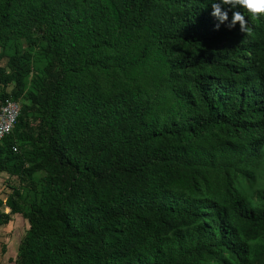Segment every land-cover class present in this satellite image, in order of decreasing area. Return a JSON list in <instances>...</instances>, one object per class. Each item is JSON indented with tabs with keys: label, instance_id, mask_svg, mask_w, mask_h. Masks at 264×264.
Wrapping results in <instances>:
<instances>
[{
	"label": "trees",
	"instance_id": "1",
	"mask_svg": "<svg viewBox=\"0 0 264 264\" xmlns=\"http://www.w3.org/2000/svg\"><path fill=\"white\" fill-rule=\"evenodd\" d=\"M235 10L243 31L209 0H0L16 264H264V16Z\"/></svg>",
	"mask_w": 264,
	"mask_h": 264
},
{
	"label": "rangeland",
	"instance_id": "2",
	"mask_svg": "<svg viewBox=\"0 0 264 264\" xmlns=\"http://www.w3.org/2000/svg\"><path fill=\"white\" fill-rule=\"evenodd\" d=\"M21 47H22V53L24 51H30L34 52L36 55H40L38 57L39 60H35V64L38 65L39 70H43L45 67L48 66L49 60L48 58H43L41 54H43V49L41 48H35L33 45H31L29 42L22 41ZM14 54V48L13 46L8 47L7 51H2L0 48V68H6L8 69V62L11 60ZM22 54L20 53L21 58ZM46 59V60H45ZM10 72V69H8ZM54 73H56V69L53 70ZM39 76H43L40 74V72L37 73ZM37 76L33 73L30 74L29 81H31L33 78H36ZM44 78V77H43ZM37 82L41 81L36 78ZM40 84V83H39ZM14 88V84L9 86L6 90L8 93H10ZM28 94L25 93V96ZM22 102L29 103L27 100V97L22 98ZM23 150L25 152H29L31 150V146L29 144L23 145ZM36 175H42L41 173H37ZM17 179L16 178H10V176L6 173L0 174V201L5 202L8 198L9 194L12 192L10 189V186L16 185ZM0 213H10V210L5 205H0ZM30 225L29 222L25 219V217L21 214H12V219L9 224L7 225H0V264H16V258L18 254V248L21 240L25 236L26 232L28 231ZM262 242H264V236L261 239Z\"/></svg>",
	"mask_w": 264,
	"mask_h": 264
},
{
	"label": "clouds",
	"instance_id": "3",
	"mask_svg": "<svg viewBox=\"0 0 264 264\" xmlns=\"http://www.w3.org/2000/svg\"><path fill=\"white\" fill-rule=\"evenodd\" d=\"M211 5V15L217 20L215 25L218 29L220 25L226 24L231 29L237 23L243 31L247 24L244 14L235 10L239 6L246 9L253 16H264V0H209ZM229 11H231V19L229 20Z\"/></svg>",
	"mask_w": 264,
	"mask_h": 264
},
{
	"label": "built area",
	"instance_id": "4",
	"mask_svg": "<svg viewBox=\"0 0 264 264\" xmlns=\"http://www.w3.org/2000/svg\"><path fill=\"white\" fill-rule=\"evenodd\" d=\"M21 114V105L12 100L0 101V143L9 136Z\"/></svg>",
	"mask_w": 264,
	"mask_h": 264
}]
</instances>
